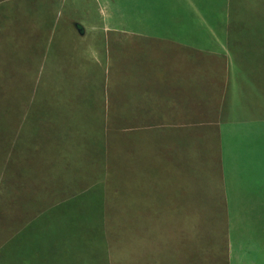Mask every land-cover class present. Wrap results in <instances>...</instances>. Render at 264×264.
<instances>
[{"label": "crops", "instance_id": "0c3cea01", "mask_svg": "<svg viewBox=\"0 0 264 264\" xmlns=\"http://www.w3.org/2000/svg\"><path fill=\"white\" fill-rule=\"evenodd\" d=\"M87 1L86 7L77 4L67 15L57 12L61 7L52 8L55 21L51 24L42 18L34 26L39 44L31 55L39 59L37 71L42 74L49 67V74L55 75L49 77L53 81L46 89L30 98L27 116L40 124L45 116H38L47 109L48 116H55L49 120L61 123L58 128L69 126V132H59L56 152L75 140L81 141L77 147L84 144L82 135L99 123H106L105 128L112 126L117 153L122 139L127 138L131 252L139 248L142 252L151 242L153 229L138 226V222L154 219L161 229L162 219L175 216L183 253L180 264L234 263L239 246H230L229 229L236 213L228 201L232 196L242 197L239 188L230 189L238 187L239 178L230 172L223 157L220 130L225 120L223 123L220 113L228 97L229 75L248 72L240 59L255 58L260 68L262 36L248 39L240 32L241 27L254 26L251 33H261L260 24L253 19L242 21L243 6L234 5L238 0ZM54 41H59L57 47ZM250 43H255L253 48ZM50 58L62 60L51 62ZM176 146L179 152L169 150ZM38 161L32 162L30 169ZM254 171V177L248 178V193L258 200L264 178ZM154 202L160 210L154 208ZM257 206L264 207V200L259 199ZM212 209L214 213L209 214ZM60 213L63 215L53 214L52 219L48 216L42 223L50 222L42 224L43 229H16L17 234L4 241L3 252L11 256L12 250L19 257H30L28 245L32 244L39 248L35 260L45 254L56 261L69 256L66 250L73 243L68 231L82 230L70 217L80 215L70 216L65 209ZM92 214L84 219L95 225L89 232L96 233L102 230V212ZM67 222L69 225H63ZM137 229H148L145 242ZM35 230L40 233L37 238ZM60 247L63 250L59 251ZM133 261L137 260L131 257Z\"/></svg>", "mask_w": 264, "mask_h": 264}, {"label": "rangeland", "instance_id": "374dc122", "mask_svg": "<svg viewBox=\"0 0 264 264\" xmlns=\"http://www.w3.org/2000/svg\"><path fill=\"white\" fill-rule=\"evenodd\" d=\"M41 2V10H37ZM87 3V0H0V264H132L131 257L137 260L133 264H180L183 253L180 254L178 245L180 237L176 236L179 231L175 216L162 219L164 224H160L161 229L154 219H148L146 224L138 222V226L153 229L151 242L142 252H139L140 248L137 252L129 250L131 237L127 220L131 192L127 138L122 139L123 146L117 153L112 126H106V129V123H99L82 135L84 144L77 147V142L81 141L75 140L65 145L67 149L56 152L55 145L61 141H55L60 133L70 131L69 126L58 128L61 123L49 120L55 116H48L47 109L38 116L39 119L45 116V121L40 124L27 116L30 98L35 92L46 89L45 85L53 81L49 77L55 75L49 74V67L42 74L37 71L39 59L31 55L32 49L39 44L34 26L42 18L52 24L56 13L52 8L61 7L57 12L67 15L72 13L73 6L86 7ZM236 3L243 6L242 21L250 23L251 19L255 20L260 24L261 31L251 33L255 29L252 26L241 27L243 30L240 32L248 39L261 35L264 41V0H238L234 5ZM83 12L80 8V15ZM245 29L249 30L248 33ZM54 39L58 40L57 34ZM54 43L57 47L59 41ZM254 44L250 43V46L253 48ZM262 48L264 51V42ZM55 49L61 52V48ZM82 54L86 55L84 50ZM90 55L92 61L96 60L93 53ZM50 59L51 62L62 60ZM85 59L88 61L89 57ZM240 60L246 63L244 68L248 70H244L248 72L229 75L228 97L220 113L224 117L223 123L225 120L220 130L223 157L230 172L239 178L238 187L230 189L239 188L242 197L241 200L232 196L234 199L228 201L234 207V215L236 213L234 221H231L232 230L229 229V243L234 248L239 246L232 264H264V207L257 206L259 199L264 200V190L259 191L262 195L258 200L250 198L248 193V178L254 177V169L264 178L260 175L264 171V52L259 70L257 59ZM178 146L169 150L179 152ZM37 159L35 168L30 169V164ZM83 166L81 170H71ZM154 203V208L160 210L159 203ZM63 209L70 216L80 215L70 218L74 226L75 223L82 225V230L68 231L67 236L73 243L66 250L69 256L56 261L51 256L45 257V254L35 260L34 254L39 248L32 247V244L28 245L30 257H19L17 252L12 254V250L11 256L3 252L4 241L14 237L16 229H43L41 225L50 221L42 222L49 220L48 216L52 219L53 214L63 215L60 213ZM99 212H102L99 228L102 230L89 232L88 229L95 225H89L84 217ZM210 213H214L213 209ZM117 216L120 217L117 219ZM86 225L89 226L84 227ZM148 229H137L138 234H144L143 242ZM216 230L218 232L219 229ZM39 234L34 231V237ZM67 247L68 244L64 248Z\"/></svg>", "mask_w": 264, "mask_h": 264}, {"label": "trees", "instance_id": "16d2710c", "mask_svg": "<svg viewBox=\"0 0 264 264\" xmlns=\"http://www.w3.org/2000/svg\"><path fill=\"white\" fill-rule=\"evenodd\" d=\"M119 217H117V219H118ZM127 224L129 225V223H128V220H127ZM126 223H124V225H127Z\"/></svg>", "mask_w": 264, "mask_h": 264}]
</instances>
